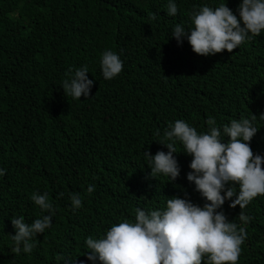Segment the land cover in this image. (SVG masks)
Returning a JSON list of instances; mask_svg holds the SVG:
<instances>
[{
  "label": "trees",
  "instance_id": "obj_1",
  "mask_svg": "<svg viewBox=\"0 0 264 264\" xmlns=\"http://www.w3.org/2000/svg\"><path fill=\"white\" fill-rule=\"evenodd\" d=\"M227 1L229 9L236 2ZM175 2L177 14L168 16L167 0H0V264H92L85 238L134 222L136 209L163 210L173 196L203 206L186 179L192 157L179 141L175 181L152 177L144 159L145 150L168 151L159 142L177 119L200 133L210 118L219 128L257 110L264 135V37L198 55L171 29L191 27L194 10L224 0ZM105 50L123 62L111 80L100 72ZM81 66L93 86L89 97L74 100L60 84ZM256 148L261 155L264 143ZM33 192L48 194L54 214L26 254L14 250L11 218L31 223L47 214L31 201ZM72 194L82 202L75 211ZM261 198L242 210L247 225L238 205L225 201L218 209L247 233L237 264H264Z\"/></svg>",
  "mask_w": 264,
  "mask_h": 264
},
{
  "label": "clouds",
  "instance_id": "obj_2",
  "mask_svg": "<svg viewBox=\"0 0 264 264\" xmlns=\"http://www.w3.org/2000/svg\"><path fill=\"white\" fill-rule=\"evenodd\" d=\"M224 0L218 7L199 6L190 15L191 27L182 23L171 29V37L178 44L185 39L191 50L201 56H210L223 50L232 52L242 43L264 37V0H236L229 9ZM166 14L175 16V0H167ZM154 18V17H153ZM123 62L119 55L105 50L100 57V72L105 80L121 73ZM86 66L70 70V76L61 82L63 92L74 100L89 97L93 80L86 75ZM256 108V104H255ZM253 117L232 119L219 128L213 119L207 121V132L198 133L183 120L177 119L164 131L167 152L154 155L145 150L144 159L155 178L162 174L175 181L180 168L174 144L179 141L183 152L192 159L187 181L206 201L198 206L187 198L177 196L166 200L163 210L136 209L134 222L124 220L112 225L102 237L85 238L87 256L92 264H237L241 245L247 233L228 220L222 210L225 201L229 207L240 208L238 219L247 225L250 216L242 211L253 198H264V150L253 153L264 135L258 124L257 110ZM264 119V114L260 115ZM4 169L0 168V176ZM227 186V187H226ZM238 186V190H237ZM92 191V187L88 188ZM223 193V194H222ZM31 201L46 215L26 223L22 216L11 218L15 234L10 235L16 252L31 253L35 237L51 226L54 209L47 193L33 192ZM73 211L81 207L79 194L70 195ZM81 264H84L81 261Z\"/></svg>",
  "mask_w": 264,
  "mask_h": 264
}]
</instances>
